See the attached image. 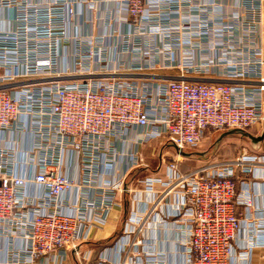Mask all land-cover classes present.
<instances>
[{
    "label": "built area",
    "instance_id": "built-area-1",
    "mask_svg": "<svg viewBox=\"0 0 264 264\" xmlns=\"http://www.w3.org/2000/svg\"><path fill=\"white\" fill-rule=\"evenodd\" d=\"M81 1L0 0V233L26 240V256L15 246L11 258L32 264L77 250L86 209L108 208L123 186L120 179L93 181L103 155L112 151V138L134 129L138 142L165 138L177 150V158L166 163L162 193L182 196L179 220L188 224L189 264H231L243 226L236 207L252 204L251 196L238 192L237 179L254 173L264 155L246 151L186 172L179 162L184 150L211 130H248L264 122V0H241V15L214 34L223 42L215 49L230 54L188 63L170 58L166 40L173 41L172 16L156 9L149 13L150 6L172 9L178 3L124 0L128 28L115 34L121 52L131 57L127 62L121 54L117 61L109 58L101 27L97 34H84L82 25L70 31ZM236 21L242 26L239 35L225 34L233 32ZM214 28V22L201 20L199 31ZM180 37L185 49L196 45ZM179 52L181 58L192 55ZM160 68L178 73L162 81H137L135 74ZM70 153L76 154L77 179L66 173ZM136 154L131 166L138 162ZM104 164L112 169L114 161ZM33 184L43 193L29 191ZM91 187L107 197L91 201L84 191ZM73 188L79 201L69 212L63 195ZM130 241L127 254L137 252L135 238Z\"/></svg>",
    "mask_w": 264,
    "mask_h": 264
},
{
    "label": "crops",
    "instance_id": "crops-1",
    "mask_svg": "<svg viewBox=\"0 0 264 264\" xmlns=\"http://www.w3.org/2000/svg\"><path fill=\"white\" fill-rule=\"evenodd\" d=\"M37 1L48 3L56 0ZM82 1L77 3L76 21L74 25H71L70 31L74 33L76 25L79 27L82 25L84 34H97L101 27L104 34H107V40L110 43L112 54L109 53V58L117 61L121 54L123 59L128 62L131 57L128 53L121 52L120 38L115 34V32L121 34L127 31L128 6L126 2L124 0ZM163 1L178 3L179 7L172 8V10L150 6L149 13L153 14L151 9H156L172 16L170 26L172 27L173 41L170 42L167 39L166 44L168 43L170 47L168 51H170V58L173 61L179 62L181 59L186 63L200 62L201 60L203 62L208 59L207 56L214 59L224 58L231 53L227 49H215V47H221L223 42L214 37V34L226 27L222 24L227 22L229 25L233 17L241 15V0ZM67 9L65 8V10ZM201 20L214 22L215 28L207 34L199 31ZM185 22L189 23L190 27L183 25ZM230 27H234L233 32L225 34L235 36L242 31L240 21L232 23ZM176 36H181L182 42L191 41L196 45L188 47L187 50L179 43ZM179 50H183L185 53L191 52L192 55L181 58ZM69 54L68 57L71 59ZM161 60L162 64L164 60H167L163 53ZM177 73L176 70L160 68L135 75L139 82H153L162 81ZM254 129L257 130L254 131L256 133L249 134L260 136L264 130V122L257 124ZM138 133L139 131L132 129L124 135L111 139L114 141L112 151L103 155L93 181L95 184L100 182L110 184L120 179L123 180V186L121 190L115 192L114 202L108 208L95 204L86 209L88 221L83 231V237L77 241V250L69 248L59 252L56 257L42 258L32 264H189L184 243L188 224L186 220H179L182 196L174 192L165 195L162 193L166 185H163V182L167 179V159L166 155H162V148L157 149L155 146V141L162 138L138 142L136 139ZM251 141L254 147L246 148L244 152L250 151L263 156L264 139L258 141L251 139ZM168 145L174 147L171 149L175 151L174 154L177 158L175 146L170 143ZM132 152H137L138 159V162L133 166H131L130 160ZM186 157L187 154L184 152L180 156L181 161ZM68 159L70 167L66 173L70 178L77 179L79 172L76 154H68ZM105 161H114L112 169H106ZM201 165L203 163L194 167ZM184 167L180 168L181 171L186 172L194 168ZM238 177V192L241 195L251 196L252 204L246 207L239 203L236 207L238 214L243 217V226L234 245L231 264H264V164H260L254 173ZM158 179L162 181V185L157 182ZM87 190L91 201L107 197V192L103 190L99 191L92 187L84 189V191ZM29 191L43 193L42 187L35 184L30 186ZM77 201H79V190L76 188L63 195L65 210L69 212L76 211L73 207ZM130 226L133 227L134 232L129 231ZM134 238V247L136 246L137 252L132 251L127 254L126 249L129 243H126ZM15 246L19 250V255L24 258L26 256L24 252L25 238L23 236L11 238L10 235L0 233V264H30L23 258L20 260L11 258L10 254L13 253L11 248Z\"/></svg>",
    "mask_w": 264,
    "mask_h": 264
},
{
    "label": "rangeland",
    "instance_id": "rangeland-1",
    "mask_svg": "<svg viewBox=\"0 0 264 264\" xmlns=\"http://www.w3.org/2000/svg\"><path fill=\"white\" fill-rule=\"evenodd\" d=\"M254 131H257L254 127L248 130H211L197 146L184 150L187 157L180 161L181 163L179 162L180 168L184 166V168L194 167L200 163L206 164L216 160L238 157L246 148L254 147L248 137L249 133H256ZM169 143L166 139H157L155 141L156 148L160 149L161 147L162 155H166L167 163L171 160L174 161L176 158L175 151L171 149L172 146L168 145Z\"/></svg>",
    "mask_w": 264,
    "mask_h": 264
},
{
    "label": "water",
    "instance_id": "water-1",
    "mask_svg": "<svg viewBox=\"0 0 264 264\" xmlns=\"http://www.w3.org/2000/svg\"><path fill=\"white\" fill-rule=\"evenodd\" d=\"M249 138H251L253 141H258L264 139V130L260 136H254L252 134H248Z\"/></svg>",
    "mask_w": 264,
    "mask_h": 264
}]
</instances>
